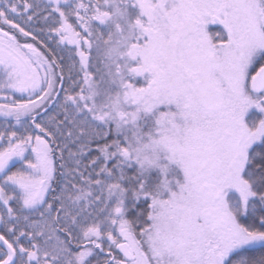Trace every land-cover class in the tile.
<instances>
[{"label": "snow or ice", "instance_id": "1", "mask_svg": "<svg viewBox=\"0 0 264 264\" xmlns=\"http://www.w3.org/2000/svg\"><path fill=\"white\" fill-rule=\"evenodd\" d=\"M0 264H264V0H0Z\"/></svg>", "mask_w": 264, "mask_h": 264}]
</instances>
